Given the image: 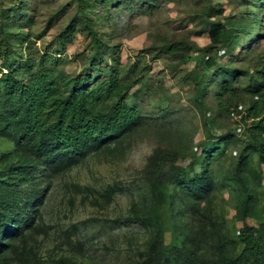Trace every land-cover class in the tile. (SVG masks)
<instances>
[{
  "label": "rangeland",
  "instance_id": "1",
  "mask_svg": "<svg viewBox=\"0 0 264 264\" xmlns=\"http://www.w3.org/2000/svg\"><path fill=\"white\" fill-rule=\"evenodd\" d=\"M44 73L61 96L86 83L93 112L121 101L135 115L79 154L37 166L25 139L9 134L26 106L7 91ZM113 76V94L99 96ZM0 79V180L35 168L2 190L10 203L23 199L14 213L29 222L3 240L0 264H145L158 191L172 264H183L180 249L231 264L241 227L264 223V141L254 111L246 116L264 104V0H0ZM161 153L170 159L156 166Z\"/></svg>",
  "mask_w": 264,
  "mask_h": 264
},
{
  "label": "trees",
  "instance_id": "2",
  "mask_svg": "<svg viewBox=\"0 0 264 264\" xmlns=\"http://www.w3.org/2000/svg\"><path fill=\"white\" fill-rule=\"evenodd\" d=\"M14 6V5H13ZM237 36L229 34L225 35L224 41L231 43L236 41ZM95 60L90 63L94 70L97 65ZM97 71V70H95ZM89 77V76H86ZM1 80V79H0ZM1 82V81H0ZM116 77H112L102 86H98L96 92L98 95L109 97L116 89ZM69 92L61 96L60 90L51 87V78L46 73L34 80L31 84L25 85L21 82H14L7 94L15 93L13 99L16 102L22 101L26 109L24 120H22L19 128L13 124L9 134L13 137L25 139L22 150L27 157L36 161L37 166L49 162L50 160H59L66 154H79L88 143L97 137L106 136L115 128L128 123L135 115V110L128 107L121 101L113 105L111 111L107 114L93 112L90 104L94 100H98L94 96L90 98V93L94 90L88 88L86 83L74 84L68 86ZM264 88H259L257 93H261ZM0 90V97H1ZM254 111L252 116L258 124L255 127L259 130V136L264 141V104L257 106L255 103L248 109L250 113ZM252 122V123H253ZM234 136L229 133L226 136ZM48 139L53 145L50 148H43L37 140ZM32 153H35L32 155ZM260 159L264 164V142L258 148ZM246 157L241 155L236 166V172H243V165ZM166 154H158L156 157V166L169 160ZM35 171L32 166H16L9 168L5 174V179L0 180V253L3 252L9 244L3 242L6 238L13 240L23 234L22 224H26L29 220H25L20 213H14L23 199L15 197L13 202L8 193L2 194L3 188L9 186L15 180L20 183L30 179ZM252 198L249 189H245V197L242 201L241 211L243 218L249 214V201ZM166 196L163 192L158 191L154 194L153 205L154 213L151 217L155 224V233L148 247V255L145 264H172L169 258V245L165 241V224L159 214V208L165 203ZM31 219V217H29ZM9 223H15L13 229L8 228ZM238 239L241 243V250L228 260L231 264H264V223L258 228L251 227L247 224L241 227L238 233ZM183 264H209L208 262L199 260L193 253L187 250H179Z\"/></svg>",
  "mask_w": 264,
  "mask_h": 264
},
{
  "label": "built area",
  "instance_id": "3",
  "mask_svg": "<svg viewBox=\"0 0 264 264\" xmlns=\"http://www.w3.org/2000/svg\"><path fill=\"white\" fill-rule=\"evenodd\" d=\"M235 115V114H234ZM242 124H239L238 126H237V129L235 130L236 131V133H240V132H242Z\"/></svg>",
  "mask_w": 264,
  "mask_h": 264
}]
</instances>
